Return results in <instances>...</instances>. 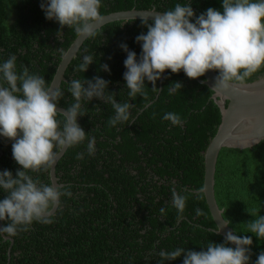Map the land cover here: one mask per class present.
<instances>
[{"label":"trees","instance_id":"obj_1","mask_svg":"<svg viewBox=\"0 0 264 264\" xmlns=\"http://www.w3.org/2000/svg\"><path fill=\"white\" fill-rule=\"evenodd\" d=\"M41 3L0 0V62L15 55L18 72L27 67L51 85L63 55L78 35L65 26L59 39L61 25L46 18ZM176 3H191L197 16L208 8H222L221 0H103L101 13L134 8L164 12ZM147 30L141 19L108 23L85 41L70 64L60 87L64 95L59 105L68 108L74 103L68 91L71 80L100 76L109 81L108 94L117 102L135 105L133 119L112 127L108 123L114 115L111 104L99 99L84 102L79 123L89 137H95V155H87L86 142L67 150L57 165V175L72 195L62 197L54 223H34L26 232L0 239V264H160L161 250L202 251L211 241L224 242L223 235H214L217 224L205 194L203 199L189 196L179 222L170 206L174 188L187 194L204 186L205 152L222 122V110L213 97L215 91L183 71L168 70L165 79L156 83L161 91L154 92L146 82L147 101L139 96L131 100L124 81L127 53L120 45L126 43L139 58L142 48L136 37ZM85 55H92L95 62L84 73L77 68ZM104 63L110 73L102 70ZM263 74L264 70L247 82ZM174 83L182 86L169 95L168 87ZM149 101L151 106L140 111ZM167 112L179 114L183 126L164 121ZM12 143L0 137V171L7 169L15 176L23 169L13 158ZM82 152L84 159H77ZM29 174L52 183L51 169ZM6 195L0 191V199ZM216 198L236 233L253 239L251 264H255L264 251V239L247 232V223L255 220L251 213L264 215V139L252 147L221 150ZM197 209L204 215L198 216ZM165 264H183V256Z\"/></svg>","mask_w":264,"mask_h":264},{"label":"clouds","instance_id":"obj_2","mask_svg":"<svg viewBox=\"0 0 264 264\" xmlns=\"http://www.w3.org/2000/svg\"><path fill=\"white\" fill-rule=\"evenodd\" d=\"M221 4V9L208 8L198 16L191 3H176L171 10L150 11V15L140 16L148 30L136 37L142 48L139 58L126 43L120 45L127 53L124 81L131 100L138 96L148 100L146 82L153 85L154 92L161 91L156 83L167 70L176 74L183 71L191 79L215 72L214 85L224 91L243 89L250 78L264 70V0H221ZM102 6L103 0L41 3L46 18L61 25L59 39L65 26L74 29L79 37H95L100 28L97 25L104 19ZM16 61L17 57L11 55L0 62V137L13 141V158L23 169H18L15 176L10 170L0 171V191L7 194L0 199V221L7 222L0 225L3 240L28 231L34 223H54L55 213L62 208V197L72 195L68 186L43 183L29 172L51 169L65 151L85 142L87 155H95L96 139L89 137L79 123V117L84 115V102L99 99L111 104L114 115L108 123L112 127L132 120L135 107L127 101L117 102L114 95L108 94L109 81L96 76L91 80H71L68 91L74 103L66 111H58L63 90L49 85L44 77L31 73L27 67L18 72ZM94 62L92 55H85L77 70L85 73ZM102 70L111 72L107 63L102 64ZM173 85L168 87L169 95L182 86ZM150 106L149 101L140 111ZM162 119L173 126L182 127L184 123L175 112L165 113ZM84 155L79 153L77 159H84ZM205 192L204 187L187 194L172 190L170 206L177 211V222L184 218L189 196L203 199ZM160 211L163 213L165 209ZM196 214L204 215L201 209ZM251 214L255 220L247 223V232L264 239V215ZM222 230L219 226L214 235ZM252 245L251 236L241 237L228 231L223 243L211 241L202 251L178 247L161 250L158 256L160 264L182 256L183 264H251ZM255 264H264V251L259 253Z\"/></svg>","mask_w":264,"mask_h":264},{"label":"water","instance_id":"obj_3","mask_svg":"<svg viewBox=\"0 0 264 264\" xmlns=\"http://www.w3.org/2000/svg\"><path fill=\"white\" fill-rule=\"evenodd\" d=\"M153 9H131L116 11L103 16L101 25H97L101 29L108 23L121 20L141 19V15H150ZM88 38L79 37L74 40L70 48L63 55L62 60L57 69L56 75L51 83L54 87H61L62 82L66 80V71ZM168 71V70H167ZM163 75L162 81L166 77ZM217 73L208 72L205 78L198 80L210 86L214 91V99L222 110V122L217 133L210 142L205 152V180L204 188L206 189L205 197L211 211V214L217 224V229L223 228L218 234L225 235L228 231H236L231 227L228 220L224 217V209L220 208L216 198V172L217 163L220 152L225 147L248 148L252 147L264 139V74L258 79L247 82L243 89H231L224 91L215 87V77ZM207 80V83H205ZM67 108L58 105V111H66ZM65 151L51 168L52 183H59L57 175V165L61 158L65 155ZM2 222V221H1ZM225 223L228 224L225 227ZM2 225V223H1ZM238 235V234H237ZM235 247V245H233Z\"/></svg>","mask_w":264,"mask_h":264},{"label":"flooded vegetation","instance_id":"obj_4","mask_svg":"<svg viewBox=\"0 0 264 264\" xmlns=\"http://www.w3.org/2000/svg\"><path fill=\"white\" fill-rule=\"evenodd\" d=\"M59 183H60V180H59ZM61 184V183H60ZM62 185V184H61Z\"/></svg>","mask_w":264,"mask_h":264}]
</instances>
